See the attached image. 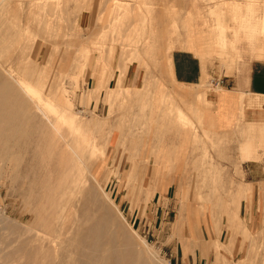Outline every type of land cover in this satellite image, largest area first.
Returning <instances> with one entry per match:
<instances>
[{
    "label": "rangeland",
    "instance_id": "obj_1",
    "mask_svg": "<svg viewBox=\"0 0 264 264\" xmlns=\"http://www.w3.org/2000/svg\"><path fill=\"white\" fill-rule=\"evenodd\" d=\"M180 48L204 66L199 82L174 80ZM255 59L264 0H0V82L27 106L23 129L0 141V264H15L5 254L33 234L32 114L75 151L60 184L77 177L75 203L89 190L113 210L137 264H188L202 229L215 239L212 264H264V113H244L264 100L242 99L225 126L208 97L222 90L211 80Z\"/></svg>",
    "mask_w": 264,
    "mask_h": 264
},
{
    "label": "bare ground",
    "instance_id": "obj_2",
    "mask_svg": "<svg viewBox=\"0 0 264 264\" xmlns=\"http://www.w3.org/2000/svg\"><path fill=\"white\" fill-rule=\"evenodd\" d=\"M13 88L9 87V82H0V96L7 97L0 98L1 142L9 136L16 137L15 132L23 129L20 126L23 115L19 110L22 111L20 108L26 104V99ZM13 104H17L14 113ZM35 118L32 114L28 119V128L32 129L24 133L27 139L24 150L28 156L24 170L34 181L42 180L38 195L26 197L30 205L27 209L29 228L33 234L6 253L4 259L15 264H137L138 258L130 246L131 236L128 233L121 236V223L110 216L113 210L103 202H95L89 190L83 192L79 204L75 203L69 191L79 193L77 177L60 184L62 174L77 168L72 163L75 151L72 144L66 140L60 142L46 129L44 122L35 126ZM22 147L18 145L17 149L23 151ZM106 198L109 199L107 194ZM119 244L126 247L124 251Z\"/></svg>",
    "mask_w": 264,
    "mask_h": 264
},
{
    "label": "crops",
    "instance_id": "obj_3",
    "mask_svg": "<svg viewBox=\"0 0 264 264\" xmlns=\"http://www.w3.org/2000/svg\"><path fill=\"white\" fill-rule=\"evenodd\" d=\"M189 51L180 48L171 53L170 72L176 82L193 84L202 78L204 66ZM221 88L222 90L212 92L208 97L215 104L214 121L226 126L228 120L231 122L233 114L239 112L242 99L264 100V59H255L248 64L240 65L234 74L223 81ZM244 113L251 119L260 118L264 108L245 106ZM201 233L202 238H199V247L195 250L194 257L191 253L187 255L188 264H212L215 260L217 251L214 244H211L212 240L215 241L214 237L205 229H202ZM205 244H209L207 249ZM179 253L178 250L176 257ZM218 253L221 261V250ZM180 257L182 258V255Z\"/></svg>",
    "mask_w": 264,
    "mask_h": 264
},
{
    "label": "built area",
    "instance_id": "obj_4",
    "mask_svg": "<svg viewBox=\"0 0 264 264\" xmlns=\"http://www.w3.org/2000/svg\"><path fill=\"white\" fill-rule=\"evenodd\" d=\"M211 84L214 88H221V86L223 85V80H211Z\"/></svg>",
    "mask_w": 264,
    "mask_h": 264
}]
</instances>
